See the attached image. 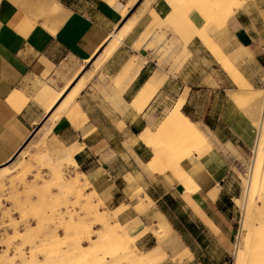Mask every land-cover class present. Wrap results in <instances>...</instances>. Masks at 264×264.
<instances>
[{"label":"crops","instance_id":"1","mask_svg":"<svg viewBox=\"0 0 264 264\" xmlns=\"http://www.w3.org/2000/svg\"><path fill=\"white\" fill-rule=\"evenodd\" d=\"M114 1L121 5L120 10L116 8L117 11L108 0H0V166L8 163L34 132H37V137L30 146H35L48 134V141L57 149L70 154L75 168L83 176L90 175L102 204L116 210L121 205H126L128 194L139 189L142 191L141 201L144 194L150 198L151 205L146 212L127 217L129 220L139 221L133 225L135 228L131 237L146 226L156 228L157 213L163 215L172 229L167 238L161 239V243L152 234H144L135 242L140 250H147L153 255H164L168 257L167 261L184 254L181 264H211L209 247L215 243L228 247L235 235V229L231 226L235 218L234 210L230 209L233 197L228 194L224 183L226 169L220 174L223 168H218L214 174L217 176L216 180L208 177L195 178L197 186L205 189L190 196V205L183 198L182 189L167 173L158 176L145 172L144 165L152 153L138 140V134L147 126L153 128L157 121V110L169 100L172 87L176 90L173 96L175 103L180 97L184 99L181 109L183 115L192 123L199 124L203 132L210 133L215 147L219 144L239 147L238 137H246L238 134L240 129H233L236 121L233 118L240 114L237 113L228 122L225 119L228 99L221 113L211 110V104H207V101L216 98L221 91L227 96L228 79H223L222 69L196 37L188 44L186 60L177 71L170 69L172 61L164 62L162 68L157 66V50L161 46L147 49V45L152 43L151 38L145 39L142 33L150 24V18L158 21L170 14L171 9L165 0ZM32 3L36 4L30 9ZM50 3L58 4L61 8L58 14L60 16L55 21L39 16L41 6L46 7ZM250 8V4H247V9ZM147 9L150 16L142 19L144 27H140L138 23L100 71L106 81V90H110L112 95L120 94L115 106L106 102L103 97L99 100L100 103H95L90 108L87 106L86 110L80 104V110L87 120L81 128H76L64 116L63 110L57 114L58 105L73 86L71 82L85 72L87 65L93 66L99 60L105 46L109 44L106 38L110 34L119 33L125 25L131 23L129 21L137 18L139 10L143 12ZM26 16L30 18L32 28L25 33H18L16 28ZM260 19L251 18L245 11L237 13L229 18L220 36H214L213 40L228 55L251 50L253 43L257 41L263 47L261 59L264 63V35H256L253 29L254 26H264V21L261 22ZM174 20L178 19L175 17ZM194 21L198 26L201 23L196 19ZM52 30L55 31L51 33ZM138 44L140 47L136 50L134 47ZM203 53L217 69L200 70L196 60ZM177 55L178 59L184 56L176 52V57ZM252 58L255 59V56L252 55ZM132 60H144V64L134 72V67L139 63ZM258 72L259 76L264 74V65H260ZM154 73L163 75L164 81L154 97L138 112L131 107V102ZM78 78L75 82H79ZM44 85L56 93H64L71 88L63 98L61 96V101L60 98L47 111L46 105L35 100L36 94ZM13 91L20 92L27 99L18 112L6 103V98ZM202 96L207 100L202 107L209 106L203 113L199 102ZM70 104L69 100L68 105ZM100 106H105L106 109L100 110ZM57 115L58 119L55 120ZM45 143L46 141L42 143L41 140V147ZM212 150L210 159L208 156L204 162L219 159L218 151L214 148ZM220 159L226 164L222 156ZM191 175L195 176L196 171L193 170ZM153 178L162 180H158L153 187L146 182V179ZM137 204L138 202L132 204L133 211ZM124 216L125 212H121L118 222ZM138 253L150 264L152 259H147L139 250ZM167 261L162 264H168Z\"/></svg>","mask_w":264,"mask_h":264},{"label":"rangeland","instance_id":"2","mask_svg":"<svg viewBox=\"0 0 264 264\" xmlns=\"http://www.w3.org/2000/svg\"><path fill=\"white\" fill-rule=\"evenodd\" d=\"M12 1L15 2L16 0ZM165 2L168 5H170L169 3L174 2L177 6H175L174 8H171L169 6L171 12L164 19L154 21L153 18H150V24L147 28L144 29L142 33L145 36V39L151 38L152 43L147 45V49H157L159 46H161V48L157 50V55L159 58L157 66L162 68L164 62L169 63L170 61H172V66L170 67V69L177 71L182 63L186 60L185 52L187 51L188 44L194 37H196L201 41V43L222 69L224 74L222 75L223 79H228L229 82L226 83V87H228L229 89V91L227 92V96L224 94V92L221 91V93L218 94L216 98H211L209 101H207L203 96L200 97L199 102L201 104V113H203L204 110L209 109V106L202 107L203 103H206L205 101H207L208 105L211 104V110L221 113L225 109L224 107L226 105V100L229 99L230 94L232 92H236V90L238 89L235 82H233V80L229 76L227 77L226 73L224 72L225 69H231L234 71L236 70L238 74H241L240 77L242 76L241 78H244L243 81L246 80L245 84L247 87H245V89L248 88L247 90L244 89L246 93L242 94L232 107H229V103L227 101V111L225 114V119L228 122L231 121L233 116H235L237 113L240 114L233 118L236 119L233 125V129H240L241 132L239 131L240 133L238 134H243L244 137H246H238L239 147H229L220 144L218 145V147H215L211 142L212 138L209 135L210 133L203 132L200 125L193 122L196 128L207 139V142L211 146V148H214V150L218 151L219 160L224 163L220 159V156H222L224 158V161L226 162V164H224L227 174L225 177L226 179H224V183L227 185L226 190L228 194L233 197V202L230 205V209L233 208V215L235 217L234 221H232L233 223H231V226L233 227V229H235L234 234H236L237 228L240 230V235L237 242L238 246H236L237 243L234 244L233 240L228 247H225V245H223L222 243H215L214 245L209 247L211 248L210 252L208 253L209 262L211 264H240L235 256L238 252L237 248L242 246L241 236L242 234L244 235L246 231H254L257 227V215L255 211L250 209L252 201L250 196H246V188L251 174V168L253 167V156L256 145H258V147L260 148L262 156L264 158V135L261 134L260 138L257 137V132L260 128L261 123L260 114L264 106V74H262V76H259L258 72L260 65H264V63H262L263 59H261L263 56V47L256 41L253 43V48L251 50L244 52L237 51L232 55H228L223 52L221 47L213 39L214 36H220V34L222 33V29L225 27V23L229 21V18L233 17L237 13L240 14L241 12L245 11L250 14L251 18H254L256 20H259L260 18L264 19V0H210L208 2L207 0L204 2L200 0H165ZM180 3L181 5H179ZM204 3L208 4L204 6L207 7V9H202V7L200 6V4ZM247 4H250V10L247 9ZM216 6L219 8H216ZM38 11L39 16H43L44 18L46 17L47 10L46 12L45 10L41 9ZM179 15L181 16L180 18ZM149 16L150 13H148V9L143 12L139 10L137 18L134 21H129L131 23L125 25L119 32V34L121 33V42H117V45L115 44V42L106 45L99 60L95 62L93 66L92 64L87 65L85 68V72L81 74L82 76L78 75L80 79L78 78V76L73 79V81L71 82V85L73 86L76 85V83L77 85H82L86 82L83 90L78 95H76L74 99L80 109V104L83 109L86 110L87 106H89L90 108L95 103H100L99 100L102 99L101 97H103L104 100L109 104L115 106L117 97H119L120 94L112 95L110 90H106L105 78L100 74L101 68L122 45L123 40L127 37L129 32H132L133 28L138 23H140V27H144V20L142 21V19H145L146 17L148 18ZM175 17L178 20H174ZM49 18L50 17H46L45 20H49ZM25 19L29 20L30 18L26 16ZM195 19L201 22L199 26L194 21ZM260 21L263 22L264 20L262 21L260 19ZM28 24H31L30 21L28 22ZM28 26H26V28L22 31H19V28H16V31L18 33H25L30 29V27ZM55 27L53 29H55ZM1 29L2 27L0 26V30ZM253 29L255 30L256 35L260 33V35H262L263 37L264 26H254ZM52 31L54 32V30ZM110 45L113 46L111 47ZM139 47L140 44L136 45L134 48L137 50ZM108 50L111 53L108 52ZM176 52H178L180 56L184 55L183 58L181 56V58L178 59V55L176 57ZM252 55L255 56V59L252 58ZM196 62L197 66L200 67V70L205 71L207 69H217V67L211 64V59L207 58L204 53L202 54L200 59L196 60ZM138 63L139 64L134 67V72H136L144 64V60H139ZM154 75H158L161 80L164 81L163 75L159 73H154ZM77 78L79 79V82H75ZM71 87H69L68 89L66 88L67 91H65L64 89V93L63 91L59 93L55 92V95L60 96H58V100L61 98V96L63 98L68 93ZM170 90V97H168L170 101L168 100L166 104L160 105V107L158 108L157 121L154 124L153 128L152 126L146 127V129L153 133V135H158L159 125L163 122L167 113L171 111V109H173L179 102H184V99L180 97L178 102L175 103V100H173V96L176 94V90H173L172 87ZM62 98L60 99V101L62 100ZM22 101L24 102V106L27 99L23 95ZM69 106H71V104ZM96 108L98 107H95V109ZM99 109L105 110L106 107L100 106ZM60 111L61 109L58 108L57 114ZM251 120L256 121L257 125L255 126L257 127L254 126ZM36 133L37 132H34L33 136L19 149V151L12 157V159L8 163L0 166V264H7V262L8 264H10L12 261L15 264H23L26 261H28L27 264H51V259L49 258L51 255V250L53 251V256L55 259H53L52 264H105L107 262L105 258L102 259V262L97 261V259L100 258L99 252H94L93 254L95 263H89L88 258H86L83 252L79 254L78 258L73 255L68 256L67 250L71 249V247H69L68 245V241L70 240L68 238L69 236H71V232H69L71 229L68 223L69 217L73 213L77 218L84 215L82 211H79L81 210L80 208L82 206V200L81 198H79L77 200L78 202H76V195L67 194L66 196H64V190L67 189L68 191L69 188L66 187L63 190L62 185L55 184V181L53 180L54 178H56V176L58 178V176L60 175L61 179L69 182L75 177L74 175H76V173L80 175L81 173L79 172V170L67 163V161L65 160L66 152L62 149H57L50 141H48V138L46 137L48 136L47 134L43 137V139H41L42 142L46 141V143L42 147L40 144L41 140L35 146H30L33 141L36 140ZM47 155L51 158L52 163L51 161H49L50 159H48ZM25 156H28L27 158L30 159L29 165L31 166L28 173L26 171L24 172V181H21V178L23 177L15 174L14 176L13 172L17 170L16 167L22 162ZM150 160H153L152 156L149 161ZM149 161L144 165V170L147 174L154 175L147 167ZM49 165H51L53 169H51ZM5 170L8 174H5ZM1 171H3L4 173H2ZM51 171L53 172L52 174ZM222 172L224 173L225 171L222 170L221 174H223ZM262 174L264 176V161ZM85 176L87 177L88 175ZM19 177L20 179H18ZM84 177L81 178L80 181L83 185L85 184L84 186L86 188V194L90 196V192L95 191L98 195L97 191L95 190L94 183L87 182V180H85L86 178ZM200 177L204 178L208 176L203 174ZM158 180L161 181L162 179H146V182L155 187ZM219 187L220 184L218 183L217 190H219ZM202 189H205V187H202L196 193L202 192ZM140 191L141 190L139 189L131 194H128L126 205H121L116 210L111 208V206H107L105 203L102 204L101 201V207H96L97 201L95 200V198H92L90 196V199L87 200L86 208L87 210L91 209L89 211H93V213L89 215L90 219L88 218V216H83V222H85L83 224L84 226L81 227L79 231H77L78 233L76 232L78 236H76L77 240H79V243L82 242L81 244L84 248L86 247V251H91L88 247H92V242L87 240L88 236H92V239H96L98 238L99 234H104V229L101 225L98 226L97 224L91 223V221L94 222L93 219H95V216L93 215H99L100 213L102 214V220H104L103 223H105V227L110 230L112 227H114V222H112L111 220L114 217H116L118 220L119 214L121 212H125L124 218H121V223L119 222L123 229H121L119 232L117 231L116 233L122 238L126 237V235L129 237V239H133L136 237L137 239H133L134 244L144 234L150 233V227L146 226L136 236L131 237V232L135 228V226L133 225L139 223V221L137 219L129 220V218L127 219V217L134 215L137 212H139L138 214H142L143 212H146L150 207L148 206V208H145L146 210L144 209L142 212L143 208L139 209L142 206H140L141 204H138V207L136 205L135 207L137 208H134L136 212L133 211L132 204H134L135 202L143 203V205L145 204L143 199L141 201V197L139 194H141L142 191ZM137 194L139 196H137ZM256 200L257 195H254L253 203H255ZM257 204L259 207L261 206L259 202H257ZM174 215L176 216V214ZM146 228L148 229L145 230ZM50 242H52V244ZM49 246L52 247L50 248ZM62 248L64 250H67L64 251ZM94 249L98 250L99 247L93 245L92 250ZM138 250L140 252H143L147 259H152L150 261V264H162L163 262L168 260V257L164 255H153L151 254V252L147 250L142 251L139 248ZM127 251L130 252L129 249L120 250L119 247L115 249L116 254H124L127 253ZM60 252L63 253V257L59 255ZM56 255L62 257L61 260L57 259ZM105 256L106 254H103V257ZM183 258H185L184 254L173 257L170 261L167 262L168 264H181ZM133 262H136L135 264H149L148 261L144 260L142 254H140L139 257V253L137 254V252L133 253L131 257L126 258L122 262L120 261L117 264H134ZM249 264L258 263L250 261Z\"/></svg>","mask_w":264,"mask_h":264},{"label":"bare ground","instance_id":"3","mask_svg":"<svg viewBox=\"0 0 264 264\" xmlns=\"http://www.w3.org/2000/svg\"><path fill=\"white\" fill-rule=\"evenodd\" d=\"M167 1H170V0H167ZM200 1L204 2L206 0H200ZM208 1H210V0H207V2ZM108 2L113 4L115 6V9L117 8L118 10H120L121 5L119 3L115 2L114 0H108ZM210 3H212V2H210ZM33 4H36V3H32V5L30 6L31 8L29 7L30 9H32ZM169 4H170L169 6L171 8H174L175 6H177L176 3H174V2L169 3ZM179 5H181V3ZM205 5H208V4L207 3L200 4L202 9L203 8L207 9V7H204ZM44 7L45 6L42 5L40 9L45 10V12L47 10V13H46L47 18L50 17L52 19L54 18V20H55V19H57L59 12H61L60 6L58 4H55V3H52L48 6H46L45 8ZM216 8H219V7L216 6ZM63 9L64 8L62 7V10ZM180 17L181 16L179 15V18ZM28 22H29V20L24 18V20L17 27V28H19L18 30L19 31L24 30L26 28V26L29 25ZM28 27L32 28V25L30 24ZM51 33H53V31H51ZM106 42H108V43L115 42V44L117 45V42L118 43L121 42V33L120 34L119 33L110 34L106 38ZM116 45H114V46H116ZM110 46L112 47L113 45H110ZM112 50H113V48H112ZM108 52H110V51L108 50ZM107 57H109V56H107ZM235 71L231 70V69H225L224 70L227 77L229 76L233 80V82H235V84L238 88L236 90V92H234V93L232 92L229 96V99H228L229 107H232L237 102L238 98L242 94L246 93L245 90L248 89V88L245 89V87H247L245 84L246 80L243 81L244 78H241L242 76L240 77L241 74H238L237 71L236 72ZM162 82H163V80H161V78L158 75H153L147 81V83L144 85V87L139 91V93L135 96L134 100L131 103V107L135 108L138 112L141 111L146 106V104H148V102L152 99V97L156 93L157 89L161 86ZM85 83H83L82 85L79 84V85L73 86L70 89L68 95L58 105V108H60L61 110L64 109V112H63L64 116L72 122L73 126H75L78 129L82 127L83 122H85L87 120V118H86V115L84 114V112H82L80 110L79 106L76 104L74 99H75L76 95L83 90L84 86L86 85ZM248 91H250V90H248ZM58 96L55 95V92L51 88L44 85L41 87V90L36 94L35 100L41 105L45 104L46 105L45 109H47V111H48L49 108H52L51 106H53L56 103V101L58 100V98L60 97V96L59 97ZM69 100L70 101L72 100L71 106H69V105L67 106V101H69ZM6 103L10 107L14 108V110L16 112H18L22 109L24 102L22 101L21 93H19L18 91H13L6 98ZM182 106H183V102H179L173 109H171V111H169L167 113L163 122L159 125L158 135H153V133H151L148 129L145 128L141 133L138 134V140L140 142H142L144 144V146H147L151 150L153 160L149 161V163L147 165L148 169H150V171L154 175H158V176L167 173L172 178V180L182 189L183 198L187 201L188 204L191 205V202L189 199L190 196L192 194H195L200 189V187H198L197 184L195 183L194 179L195 178L197 179L201 175L205 174L208 176L209 179L216 180L217 176L214 174L218 170V168L221 167V168H223V171H225L226 167L217 158H216L217 160L213 161V162L207 163L206 161L205 162L203 161V160L207 159L208 156L210 159V155L213 153V150L210 147V145L208 144L207 139L203 136V134H201V132L196 128V126L191 121H189V119L186 116L183 115V113L181 112ZM263 110H264V106H263ZM263 110L261 111V114H260L261 123H260V128L258 129V132H257L258 138L261 137V134L264 135V122L262 121ZM57 119H58V117H55V120H57ZM251 121L253 122L254 126L257 125L256 121H254V120H251ZM255 127H257V126H255ZM46 132H47V130H46ZM42 143H44V141ZM213 156H215V155H213ZM27 157L28 156H25L24 159L22 160V162L16 167L17 168L16 171H14V172L12 171L13 175L15 174V175L23 177V178H21V181H24V172L26 171L28 173L29 168L31 166V165H29L30 159H28ZM47 157H48V159H50L49 161H51V163H52L51 158L48 155H47ZM253 157H254L253 158V167L251 168V174H250L249 181H248L247 188H246V196L251 197L252 202H251L250 209L255 211V213L257 215V218H256V226L257 227L255 228L254 231H252V232L246 231V233L244 235L242 234V236H241L242 246L237 248L238 252H237V255L235 256L238 259L240 264H249L250 261L251 262H253V261L257 262L258 264H264V228H263V224H264V221H263V218H264V176L262 174L264 158L262 156V152H261L260 148L258 147V145L255 146ZM65 160L67 161V163H69V165H73L74 168L76 167L72 156L70 154H68L67 152L65 154ZM37 162H39V161H37ZM67 163H65V164H67ZM49 166L51 169H53L51 165H49ZM193 170L196 171L195 176L191 175V172ZM52 171H51V174L53 173ZM1 172L4 173L3 171H1ZM6 173L7 172L5 170V174ZM10 173H11V171H10ZM19 173L22 175H20ZM81 175L76 173V175H74L75 177L69 182L61 179V176L59 175L58 178L56 176V178H54L53 181H55V184L62 185L63 190L66 187L69 188L68 191H67V189L64 190V196H66L67 194L76 195V197H75L76 202H78L77 200L79 198H81V200H82L81 205L82 206H81V208L79 207L81 209L79 211H82V213L86 217L88 216V218H89V215L93 213V211H89L91 209L87 210V208H86L87 207V200L90 199V196L92 198H95V200L97 201L96 207H98V206L101 207L102 204L100 203V201H101L100 197L96 194L95 191L90 192V196H88L86 194V192H85L86 188L84 186L85 184L83 185L80 181V179L83 178L84 176H81ZM51 177H53V176H51ZM84 178H86L85 180H87V182H89V183L93 182L90 178V175H88L87 177L85 176ZM166 178H167V176H166ZM18 179H20V177ZM21 184H22V182H21ZM139 195L137 194V196H139ZM254 195H257V200L255 203H253L254 202L253 201ZM142 199L144 200L145 204L144 205H143V203H138V204H141L140 206H142V207H140L139 209L143 208L142 209V212H143V210L145 208L147 209L148 206L151 205V200L146 194L143 195ZM257 202H259L261 204L260 207L258 206ZM138 204H137V207H138ZM64 205H65V203H64ZM71 205H73V204H71ZM137 207H134V208H137ZM135 212H136V210H135ZM137 213H139V212H137ZM84 215L77 218L73 213L69 217L68 223H69V227L71 229L69 231V232H71V236H69V238H68L70 240L69 241L67 240V241H68V245H69V247H71V249L70 250L66 249L68 251L67 252L68 256L73 255V256H76V258H78L79 254L81 252H83L85 254L86 258H88L89 263H92L95 261L93 259L94 258L93 257L94 252H99L100 258L97 259L98 262L99 261L102 262V259L105 258L107 260V262L105 264H117L120 261L122 262L124 259L131 257V255L135 252H137V254H138V250H137V248L134 244V240H133L136 237L133 239L130 238L131 239L130 240L127 235L124 238L118 236L116 232L117 231L119 232L121 229H123V227L120 225V223L118 222L116 217H114L111 220L112 222H114L113 223L114 227H112L111 229L109 228L110 230H108L104 225L105 223H103L104 220H102V214L101 213L99 215H93V216H95V219H93L94 222L91 221V223L97 224L98 226L101 225L104 229V232H103L104 234H99L98 238H96V239L95 238L92 239V236H88V239H87L88 241L92 242L91 243L92 247H93V245H95V246H98L99 249L98 250H96V249L92 250V247L91 248L88 247L91 251H88V250L86 251L85 250L86 247L84 248L81 244L82 242L79 243V240H77V238H76L77 233H78L77 231H79L80 228L84 226L83 225L85 223V222H83V220H84L83 216ZM155 220L157 221L156 228L150 226V234H152L155 238H158L159 242L161 243L162 242L161 239L167 238V236H168V234H170L172 228L164 220V217L161 213L156 214ZM152 225H153V223H152ZM66 239H65V241H66ZM174 241H175V239H174ZM172 242H173V240H172ZM50 243L52 244V242H50ZM172 244H174V242ZM12 246H13V244H12ZM118 247L120 248V250L121 249H129L130 252L127 251V253H124V254H116L115 249H117ZM66 250H64V251H66ZM50 252H51L50 253L51 255L49 258L51 259V264H52L54 256H53V251L51 250ZM64 254H65V252H64ZM103 254H106V256L103 257ZM59 255H61L63 257L62 252H60ZM59 255H56L57 256L56 258L61 260L62 257H60ZM46 256H49V255H46ZM139 257H140V254H139ZM137 259H139V258H137ZM27 263H28V261L24 262L23 264H27ZM7 264H8V262H7ZM10 264H15V263L12 261ZM138 264H140V263H138Z\"/></svg>","mask_w":264,"mask_h":264},{"label":"built area","instance_id":"4","mask_svg":"<svg viewBox=\"0 0 264 264\" xmlns=\"http://www.w3.org/2000/svg\"><path fill=\"white\" fill-rule=\"evenodd\" d=\"M239 235H240V230L237 228V230H236V234H235V236H234V244L238 242V237H239ZM236 246H238V243L236 244ZM236 246H235V247H236Z\"/></svg>","mask_w":264,"mask_h":264}]
</instances>
